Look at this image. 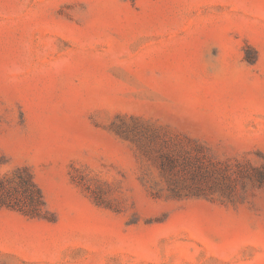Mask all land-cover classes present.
<instances>
[{
  "label": "rangeland",
  "instance_id": "374dc122",
  "mask_svg": "<svg viewBox=\"0 0 264 264\" xmlns=\"http://www.w3.org/2000/svg\"><path fill=\"white\" fill-rule=\"evenodd\" d=\"M0 152V264H264V0H0Z\"/></svg>",
  "mask_w": 264,
  "mask_h": 264
},
{
  "label": "trees",
  "instance_id": "16d2710c",
  "mask_svg": "<svg viewBox=\"0 0 264 264\" xmlns=\"http://www.w3.org/2000/svg\"><path fill=\"white\" fill-rule=\"evenodd\" d=\"M262 163L251 167L250 178L264 186V154L259 153ZM9 158L0 152V166L8 164ZM17 212L30 219H48L44 196L27 165H17L0 172V210Z\"/></svg>",
  "mask_w": 264,
  "mask_h": 264
}]
</instances>
